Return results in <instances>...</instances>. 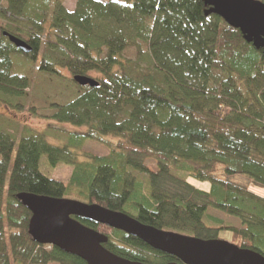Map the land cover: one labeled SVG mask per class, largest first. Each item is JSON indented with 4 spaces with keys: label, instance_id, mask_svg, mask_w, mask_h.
Listing matches in <instances>:
<instances>
[{
    "label": "trees",
    "instance_id": "trees-1",
    "mask_svg": "<svg viewBox=\"0 0 264 264\" xmlns=\"http://www.w3.org/2000/svg\"><path fill=\"white\" fill-rule=\"evenodd\" d=\"M50 1L0 0V106L25 108L31 82L15 71L22 57L61 81L60 70L69 73L76 96L50 105L49 119L82 130L55 146L47 133H19L0 116V264H84L33 242L21 194L99 205L205 241L229 232L233 245L264 256V199L248 190L264 188L262 51L208 13L202 0H115L119 14L99 0H75L72 11ZM4 34L32 52L22 54ZM130 50L134 60L124 57ZM90 74L97 76L95 88L73 80ZM85 141L108 154L78 162ZM42 157L51 168L72 167L67 184L45 176ZM190 179L208 181L210 190ZM209 210L240 226H223ZM76 220L107 237L103 247L119 258L179 263L122 232Z\"/></svg>",
    "mask_w": 264,
    "mask_h": 264
},
{
    "label": "water",
    "instance_id": "water-1",
    "mask_svg": "<svg viewBox=\"0 0 264 264\" xmlns=\"http://www.w3.org/2000/svg\"><path fill=\"white\" fill-rule=\"evenodd\" d=\"M213 14L229 27L238 30L246 43L264 55V4L256 0H202ZM22 54L32 52L22 40L4 34ZM79 87L98 86L89 77H75ZM18 201L30 212L29 235L38 245L56 248L84 264H139L108 252L103 246L107 237L83 226L76 219L122 232L138 239L153 251L175 258L168 264H264V256L231 243L201 240L156 230L119 212L72 199H55L21 194Z\"/></svg>",
    "mask_w": 264,
    "mask_h": 264
},
{
    "label": "rangeland",
    "instance_id": "rangeland-1",
    "mask_svg": "<svg viewBox=\"0 0 264 264\" xmlns=\"http://www.w3.org/2000/svg\"><path fill=\"white\" fill-rule=\"evenodd\" d=\"M59 1L63 3L67 10L72 11L74 9L75 0ZM99 1L106 4L113 14H119L120 6L116 4L115 0ZM256 1L260 2L261 0ZM53 2L54 0H51L50 5H52ZM124 57L127 60H134V51H128ZM15 71L26 72L31 82L29 89L26 91L25 108L21 112H13L0 106V116H2V119H8V122L10 120L16 123L19 133H22L25 128H29L36 132L47 133L48 143L55 146L63 145L68 138L69 133L82 130L70 125H59L50 121L49 119L53 113L50 109V105H64L72 101L76 96L77 87L71 85V77L68 72L60 70V75L65 79L64 81H61L60 79H57L53 76L40 73L38 71V62H25L22 57H18L16 59ZM89 77L95 80L97 78L95 74H90ZM31 108L34 110L33 112L29 111V109ZM49 125H53L54 127H56V129L49 130ZM117 142L118 140H114L113 143L116 144ZM107 154L108 150L106 148L88 141L83 142L80 149L76 151L78 162L85 161L87 156H105ZM40 162L42 165L41 170L45 174V176H47L51 180L58 181L63 184L68 183L72 173L71 166L59 164L56 168H51L46 162L45 157H42ZM147 165L151 168L153 167V164L151 162H147ZM235 182L242 185L245 183L241 179H237ZM189 183L199 190L205 192H208L210 190V183L208 181L199 182L190 179ZM248 190L256 196L264 199V188L249 185ZM207 214L213 219L222 221L223 226H240V223L237 219L227 218L213 210H209ZM218 239L227 243H233L232 235L229 232H220Z\"/></svg>",
    "mask_w": 264,
    "mask_h": 264
}]
</instances>
